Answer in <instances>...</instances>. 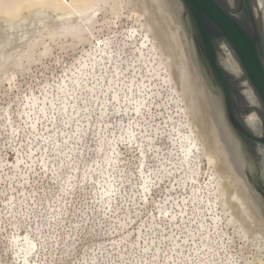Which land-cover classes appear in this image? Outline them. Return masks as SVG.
Instances as JSON below:
<instances>
[{
  "label": "rangeland",
  "instance_id": "1",
  "mask_svg": "<svg viewBox=\"0 0 264 264\" xmlns=\"http://www.w3.org/2000/svg\"><path fill=\"white\" fill-rule=\"evenodd\" d=\"M159 1L133 0L118 18L117 34L104 19L114 16L113 4L101 12L95 32L109 36L115 64L107 55L95 65L92 44L62 34L68 21L53 11L0 18V264H264V193L256 185L261 180L264 189L263 170L249 155L254 166L243 173L258 201L236 189L241 213L231 222L218 181L201 188L185 177L206 170L207 162L197 155L191 172L182 168L177 140L188 120L179 112L181 98L162 81L165 69L157 77L158 59L147 51L139 60L126 37L135 23L130 7L150 16L143 19L154 36L166 26ZM226 1L239 12V0ZM257 13L264 30V13ZM219 43L222 60L228 42ZM164 44L160 49L174 64L176 44ZM233 80L243 93L246 74ZM132 85V98L146 100L140 116L126 103ZM254 112L262 119V104L242 113L246 124Z\"/></svg>",
  "mask_w": 264,
  "mask_h": 264
},
{
  "label": "bare ground",
  "instance_id": "2",
  "mask_svg": "<svg viewBox=\"0 0 264 264\" xmlns=\"http://www.w3.org/2000/svg\"><path fill=\"white\" fill-rule=\"evenodd\" d=\"M132 1L133 0H0V18L13 21L27 18L31 13L36 11H53L57 14V16H59V18L63 19L64 21H68L65 23V27H63L62 34L66 36H73V39H75L74 44L78 45L84 41H88L92 44L91 47L93 49L95 65H98L100 59H103V57L107 55L112 56L113 64H115V59L113 58L114 51L113 54H111L109 50L110 47H112L110 46L109 36L105 37L97 35L95 29H97V23L100 22L99 18L101 12L108 4H113L114 7L112 8H114V16L109 18L106 15L104 19L105 24H109V27L112 25L110 27L112 30L110 31L109 29L110 33L117 34L116 28L118 27V21H120L118 18L120 15H122V11L126 7L130 6ZM257 1L259 3V8L257 7L256 9L255 7V10L258 16V10L261 9V11L264 13V0ZM159 2H162L163 5H160V11L163 13L162 17H160L162 21H165L166 26H159L160 28L155 27V29L158 28V31L156 32L157 35L154 36L152 34L153 26L143 19L145 18L143 17V12L141 11L142 13H140L138 9H131L130 7V10L128 11L130 12V15L128 17H134L135 23L124 30L126 37L128 41L136 43L137 49L140 52L138 53L140 54L139 60L145 58L147 51L154 55L155 59H158L156 62L157 67L155 66L156 68H154L157 77H160L161 70L165 69L166 76H161L162 81H164L166 85L173 87L171 89H173L174 92L179 95L181 98L180 102H182L184 105V107L179 105V112L188 120V126H184L187 132L184 135L178 133L177 140V142L180 141L181 147L183 148L182 155L180 156L182 159V168L184 171H187L186 169L188 168V171L191 172L190 168L192 159L197 155H199L197 159L200 160V163L204 161L207 162L206 170H203V166L199 167V172L194 171L192 172V175L185 176L188 178L187 181H189L192 185H200L201 188H203L205 184H208L209 180L211 183L218 181V191L220 192V189H222L220 193L222 197H220V199L224 201L223 205L228 207V210L224 209V212L226 215L230 213L228 220L234 222V212L237 211L241 213V203L239 205V199L237 196L238 193L235 192L236 189L241 186L240 191L243 190L247 198L250 200L252 199L254 202L258 201L252 185L248 181L246 175L243 173L244 168L247 165L251 167L254 166L253 162L250 159L246 147L236 134L228 119L223 94L218 91L216 86H214L211 77L207 73L203 63L200 61L195 42L192 37V31L189 25V17L182 1L163 0ZM229 2L234 5L236 0H229ZM145 4L146 3H144V5ZM173 11L176 12V17L173 16L175 15V12L173 13ZM164 13L167 14V17H165ZM61 26L64 25L62 24ZM97 31L100 30L97 29ZM55 34L56 32H51L52 39L55 38ZM59 34L61 33L59 32ZM167 42H174L173 45L176 44L177 47V52H175L178 53V55H176V57H178L177 62H174V64L169 62V57L166 56L164 52H162L163 49H160V45L162 46V44ZM228 45L231 47L230 44L225 43V50L227 54L223 56V61L221 60L220 54L221 63L225 70L232 76V78L243 79L244 75L246 74L243 65L238 56H235L236 53L234 49L231 47L235 54ZM176 57L174 58L176 59ZM160 85L161 84L156 83L154 89H157L158 91L160 89ZM132 87L133 85L128 86L130 93L126 95V103L133 106L134 115L140 116L143 112V108L146 107V100H135L132 98ZM243 87L244 92L242 94L245 101H247V103L250 105L249 108L251 110H256L262 103L255 92L254 87L249 82V80L243 82ZM111 88H115L113 82L111 84ZM158 95L161 96V93L159 92ZM115 99H118L117 93L115 94ZM153 117V113H150V118ZM145 120H148V118ZM244 123L247 128H250L248 129L252 134L258 136L260 139H264V120L259 117L258 113H251L250 117L247 119V124L245 120ZM125 134L129 144H132V140L135 139V131L132 130L131 124H129ZM224 140H226L231 146V151L228 149L229 154L226 152L227 149L225 150V146L227 145L228 148L229 145L225 144ZM173 142H175V140H173ZM259 155L260 167L264 172V147L259 148ZM238 165L241 171L238 170ZM147 180L148 178H145L143 187L144 190L146 189V184L148 183ZM187 181L182 184L187 186ZM225 186L228 190L225 188ZM255 210L256 209H254V211ZM166 213L169 212H162L164 216H167ZM216 220L218 222V219ZM18 239L19 238H15L13 240L17 242ZM32 246H34V243L31 246L28 245L26 255H29L33 250Z\"/></svg>",
  "mask_w": 264,
  "mask_h": 264
},
{
  "label": "water",
  "instance_id": "3",
  "mask_svg": "<svg viewBox=\"0 0 264 264\" xmlns=\"http://www.w3.org/2000/svg\"><path fill=\"white\" fill-rule=\"evenodd\" d=\"M181 1L189 17L200 61L214 86L223 94L233 129L260 167L259 148L264 147V139L252 134L246 127L242 113H250L251 109L241 108L245 102L241 87L237 88V80H233L223 67L219 50L220 40H226L231 45L264 109V31L258 22L255 5L252 0H240V10L235 12L226 0ZM261 182L257 180L256 185L264 193L259 185Z\"/></svg>",
  "mask_w": 264,
  "mask_h": 264
},
{
  "label": "flooded vegetation",
  "instance_id": "4",
  "mask_svg": "<svg viewBox=\"0 0 264 264\" xmlns=\"http://www.w3.org/2000/svg\"><path fill=\"white\" fill-rule=\"evenodd\" d=\"M240 1V0H239ZM258 1L256 0V3H257ZM258 6H259V3H258ZM259 8V7H258ZM259 11V13H260V11H261V9L260 10H258Z\"/></svg>",
  "mask_w": 264,
  "mask_h": 264
}]
</instances>
